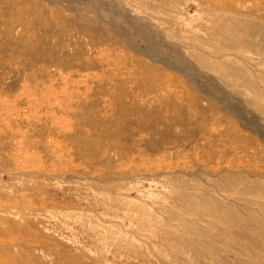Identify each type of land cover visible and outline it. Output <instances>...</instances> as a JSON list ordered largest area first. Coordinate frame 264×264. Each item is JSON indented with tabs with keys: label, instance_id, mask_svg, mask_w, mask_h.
Listing matches in <instances>:
<instances>
[{
	"label": "rangeland",
	"instance_id": "374dc122",
	"mask_svg": "<svg viewBox=\"0 0 264 264\" xmlns=\"http://www.w3.org/2000/svg\"><path fill=\"white\" fill-rule=\"evenodd\" d=\"M0 264H264V0H0Z\"/></svg>",
	"mask_w": 264,
	"mask_h": 264
}]
</instances>
